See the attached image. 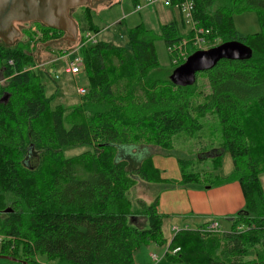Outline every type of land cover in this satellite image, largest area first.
<instances>
[{"label":"trees","instance_id":"trees-1","mask_svg":"<svg viewBox=\"0 0 264 264\" xmlns=\"http://www.w3.org/2000/svg\"><path fill=\"white\" fill-rule=\"evenodd\" d=\"M193 2L197 24L210 29L211 42L218 41L212 47L235 40L249 46L251 56L222 59L197 73L192 85L177 86L151 73L161 67L155 40L163 39L168 47L181 39V27L171 23L155 32L139 23L128 29L127 48L100 41L80 48L89 84L68 114L62 105L51 106L56 89L47 94L42 75L30 67L31 37L12 45L0 39L5 79L0 83V254L20 264H136L133 252L140 245L160 244L164 238L157 199L149 204L138 200L134 211L129 191L137 181L174 182L161 175L144 147L154 142L173 150L177 135L204 137L207 126L195 114L199 111L216 114L219 147L229 152L230 179L239 182L245 208L220 236L210 238L211 232L200 227L181 229L165 254L183 264H264V251L246 260L247 247L255 245L264 229L259 181L264 174V0ZM244 10L256 12L259 32L235 29L233 15ZM45 27L55 35L44 36L45 42L64 35ZM168 53L171 61L175 54ZM199 75L205 76L209 97L196 106L190 89ZM196 141L200 154L212 152L213 145ZM74 147L85 149L67 155L65 150ZM31 156L33 165L28 164ZM175 157L179 184L209 179L198 168L207 157ZM218 158L212 170L219 167ZM209 180L211 185L223 182L218 175ZM138 217L146 218L147 227L136 224ZM219 242L225 252L219 251Z\"/></svg>","mask_w":264,"mask_h":264},{"label":"rangeland","instance_id":"rangeland-1","mask_svg":"<svg viewBox=\"0 0 264 264\" xmlns=\"http://www.w3.org/2000/svg\"><path fill=\"white\" fill-rule=\"evenodd\" d=\"M104 1L106 2V0L99 1L93 7L81 6L70 10L71 16L78 25L79 34H84L88 31L96 35L97 41L127 48L128 29L139 23H143L145 27L155 32H159L161 26L171 23H177L181 27L179 31L182 37L178 43L180 44V48L174 51L175 55L171 61L164 40L156 39L154 42L158 62L161 67L154 70L151 73V77L168 79L173 68L184 62L186 59L184 55L191 51L190 40H192L193 33L188 32V26L184 23V25L182 24L178 8L157 3L153 6L145 5L141 10L136 12L134 11L135 4L137 1L142 4L141 0H114L110 5ZM233 23L235 29L243 33L250 34L260 31L257 14L253 10L235 13L233 15ZM33 24L25 28L16 23L20 29V36L15 41L21 37H31L29 49L32 52L34 65L30 67L42 75L47 88V94L54 92L55 89L57 91L51 106L62 105L65 108V114L73 112V105L77 104L76 102L80 101V98L83 96L78 94V87H85L87 90L89 84L87 73L84 71L78 75L67 73L65 68L70 54L69 52L62 53L63 47H66L65 41L60 39L56 43L55 41L45 42L46 39L42 38L44 36L51 37L54 35V32L47 29L44 25L42 28L41 24ZM90 25L93 27L92 29ZM36 29L40 32L41 39L35 38L34 31ZM46 73L51 75L54 81L47 77ZM56 75L58 76L57 78H55ZM199 78L200 80L196 83L195 87L190 89V92H195L196 106L202 105L209 97V89L205 76L199 75ZM4 81L5 79L0 74V83L2 84ZM195 114L201 116L207 126L204 137L185 138L182 135H177L173 138V150H164L154 142L144 147V151L152 153L153 163L160 170L161 175L165 179L173 180L174 182L137 181L129 191L134 211L139 209L138 200L149 204L157 199V210L159 213H161L160 211L164 213H161V230L164 241L160 244L147 242L140 245L133 252L136 264H183L179 261L170 260L169 256L165 254L168 244L175 233L188 226L190 228H197L198 226H204L208 222L217 221L219 225L218 230L213 233L211 232L210 238L217 235L220 236L222 232L231 229L232 215H236L240 210L245 208V200L239 182L230 179L234 170L229 152L219 147L222 136L214 127L217 126L218 122L216 114L214 112L199 111ZM196 139H202L203 144L205 143L208 146L213 145L212 152L200 154V150H197L199 147ZM83 149L85 148L74 147L66 149L65 152L67 155L72 156L82 152ZM174 155L183 158H194V160H197L201 156L206 158V156L220 155L219 168L216 170V174L223 180L222 184L215 186L208 182L209 179L213 181L215 174L211 173L214 170H212L213 163L209 162L210 158H207L208 162L198 164V168L205 173V177L208 175V180L201 182V184H179L177 180L180 178V169ZM35 163L34 156H31L28 159V164L33 165ZM259 181L264 191V174L260 175ZM228 211H232L231 214H226L229 213ZM2 216L3 214L0 212V218ZM135 222L139 227H147V221L144 217H138ZM173 226L178 227V231H174L172 229ZM0 237V243H2L3 236L0 235ZM218 245L219 251L221 253L225 252L223 249L225 248L224 245L221 242ZM247 251L246 260L250 261H253L258 253L263 254L264 229L262 235L255 241V245L248 246ZM152 254L157 256V261L152 258ZM34 259L45 262L44 258L36 255ZM0 264L20 263L0 258Z\"/></svg>","mask_w":264,"mask_h":264},{"label":"water","instance_id":"water-1","mask_svg":"<svg viewBox=\"0 0 264 264\" xmlns=\"http://www.w3.org/2000/svg\"><path fill=\"white\" fill-rule=\"evenodd\" d=\"M99 1L101 0H0V39L4 44L12 45L20 36L16 23L28 25L31 22H40L64 32L58 40L63 39L66 43L63 49H67L78 39V25L70 10L81 6L93 7ZM105 3L110 4L111 1ZM251 54V48L241 42H222L188 55L183 63L172 70L169 79L177 86L192 85L196 81L197 73L213 68L220 60H242L249 58ZM0 258L20 261L5 254H0Z\"/></svg>","mask_w":264,"mask_h":264},{"label":"built area","instance_id":"built-area-1","mask_svg":"<svg viewBox=\"0 0 264 264\" xmlns=\"http://www.w3.org/2000/svg\"><path fill=\"white\" fill-rule=\"evenodd\" d=\"M141 1L142 4L139 1L136 2L134 11L137 12L141 10L145 5L152 6L157 3H161L164 6H168V7L178 8V10L180 11L182 23L188 26V30L193 33L192 40H190L191 51L186 55H184V57L185 56L187 57L196 50L210 48L212 47V45L218 42V41L211 42L207 37L208 34L210 33V29L199 26L197 24V21L194 19L193 0H141ZM179 42L180 40L170 44L167 47L168 51L175 53L174 51H177V49L180 48V44H178ZM95 43H97L95 34H91L88 31L84 34H78L77 41L71 47H68L63 51V53L69 52L70 54V58H68L65 71L67 73H70L71 75H78L79 73H81L84 67V59L83 56L80 54V48L88 44H95ZM36 67H38V65H36ZM57 77L58 76L56 75L55 78ZM77 92L80 95H84L86 93V88L78 87ZM218 227H219L218 222L213 221L204 224V226H200V229L201 231L204 232H215L218 230ZM238 228L241 229L242 226H238ZM178 229H179L178 227L173 228L174 231H178ZM176 250L177 249H174L173 251ZM152 258L155 261H157L158 259L157 256L154 254H152Z\"/></svg>","mask_w":264,"mask_h":264},{"label":"crops","instance_id":"crops-1","mask_svg":"<svg viewBox=\"0 0 264 264\" xmlns=\"http://www.w3.org/2000/svg\"><path fill=\"white\" fill-rule=\"evenodd\" d=\"M111 1V3L110 4H112V2H114V0H106V2H110ZM105 2V1H104ZM109 4V3H108ZM109 4V5H110ZM153 6V5H152ZM79 34V33H78ZM223 151V150H222ZM222 151H221V153H222ZM220 153V154H221ZM230 156V155H229ZM207 158H210L211 160L209 161L210 163H213V164H215V160H214V158L216 157H218V155H214V156H206ZM205 159V157H203V156H201V157H199V159ZM218 159H220V155H219V158ZM206 162H208V161H206ZM206 162H204V163H206ZM200 164H202V163H200ZM219 168V167H218ZM217 168V169H218ZM216 169V170H217ZM216 170H214L212 173H215L214 175H218V174H216ZM219 176V175H218ZM201 184V183H200ZM214 185V184H213ZM215 186H217V185H215ZM191 211V210H190ZM161 213H163L162 211H160ZM229 213H226V214H231V212L232 211H228ZM188 213V212H187ZM164 214V213H163ZM235 215H232V217L231 218H233ZM188 226V225H187ZM174 227H176V226H173L172 227V229L174 228ZM199 227V226H198ZM186 228H190L189 226L188 227H186ZM196 228V227H195Z\"/></svg>","mask_w":264,"mask_h":264},{"label":"flooded vegetation","instance_id":"flooded-vegetation-1","mask_svg":"<svg viewBox=\"0 0 264 264\" xmlns=\"http://www.w3.org/2000/svg\"><path fill=\"white\" fill-rule=\"evenodd\" d=\"M19 25H21V27H28V26H30V24H33V22L32 23H29L28 25H24V24H21V23H18ZM35 24V23H34ZM33 24V25H34ZM34 33H35V38H38V39H40L41 38V34H40V32L36 29L35 31H34ZM59 38H54V40L53 41H55V40H58ZM52 46V45H51Z\"/></svg>","mask_w":264,"mask_h":264}]
</instances>
